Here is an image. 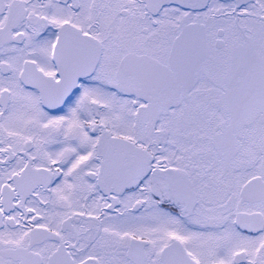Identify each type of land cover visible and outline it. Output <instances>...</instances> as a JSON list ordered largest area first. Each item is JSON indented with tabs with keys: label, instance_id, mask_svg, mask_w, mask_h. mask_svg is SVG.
Listing matches in <instances>:
<instances>
[{
	"label": "snow or ice",
	"instance_id": "obj_1",
	"mask_svg": "<svg viewBox=\"0 0 264 264\" xmlns=\"http://www.w3.org/2000/svg\"><path fill=\"white\" fill-rule=\"evenodd\" d=\"M0 264H264V0H0Z\"/></svg>",
	"mask_w": 264,
	"mask_h": 264
}]
</instances>
